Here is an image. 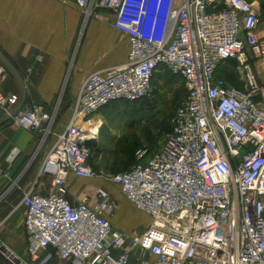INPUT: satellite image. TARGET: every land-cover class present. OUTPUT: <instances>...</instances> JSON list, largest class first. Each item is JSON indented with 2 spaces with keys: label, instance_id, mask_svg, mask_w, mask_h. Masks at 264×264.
<instances>
[{
  "label": "built area",
  "instance_id": "obj_1",
  "mask_svg": "<svg viewBox=\"0 0 264 264\" xmlns=\"http://www.w3.org/2000/svg\"><path fill=\"white\" fill-rule=\"evenodd\" d=\"M73 1L84 21L101 17V10L113 14V27L128 39V57L87 75L69 123L40 165L47 191L31 187L22 196L28 259L1 239L0 248L18 264H48L53 257L71 264H131L134 256L137 264H264V84L246 42L253 38L264 59V37H253L260 16L252 0H164L158 25L147 22L149 0ZM227 61H235L245 89L218 75ZM160 70L180 77L186 90L171 130L157 150H139L132 165L109 176L151 220L128 239L109 220V193L98 187L96 206L88 196L73 204L67 177L95 176L84 145L94 136L91 117L112 103L148 97ZM19 100L17 93H0V110L16 126L40 132L44 143L56 111L34 105L13 113Z\"/></svg>",
  "mask_w": 264,
  "mask_h": 264
},
{
  "label": "crops",
  "instance_id": "obj_2",
  "mask_svg": "<svg viewBox=\"0 0 264 264\" xmlns=\"http://www.w3.org/2000/svg\"><path fill=\"white\" fill-rule=\"evenodd\" d=\"M252 2L260 16L253 37L260 39L264 37V4L260 0ZM98 13L101 17L93 15L84 21L73 0H0V51L22 78L25 101L20 109L38 105L51 114L56 111L53 134L44 143L40 142V132L20 128L11 118L0 124V239L23 259H28L23 229V194L31 187L39 193L47 191L49 178L39 174L40 165L55 134L62 132L69 123L73 102L87 75L123 64L128 57V39L113 27V14L107 10ZM151 21L154 23L155 18L149 9L147 22ZM252 40L246 37L248 55L259 82L264 84V59L259 57ZM233 67L236 73L230 70ZM217 73L234 87L246 88L235 61L221 64ZM0 93L19 94L20 100L14 109L23 97L19 80L1 59ZM256 98L259 100L258 96ZM102 110L91 117V124L94 125V116ZM5 117L7 114L0 110V121ZM98 187L104 188L117 203L111 191L115 192L122 201L147 217L145 228L130 230V217L126 216L128 210L119 213L117 206L108 215L114 228L125 235L136 236L150 226V218L128 201L116 184L107 183L100 176L77 177L71 174L67 177L68 198L73 204L88 196L89 205L96 206ZM147 257L153 259L151 255ZM131 262L137 264L135 256ZM48 264L71 263L53 257Z\"/></svg>",
  "mask_w": 264,
  "mask_h": 264
},
{
  "label": "rangeland",
  "instance_id": "obj_3",
  "mask_svg": "<svg viewBox=\"0 0 264 264\" xmlns=\"http://www.w3.org/2000/svg\"><path fill=\"white\" fill-rule=\"evenodd\" d=\"M163 1L149 0L148 10H152L154 25H158L159 19L164 16V11L160 9ZM260 1L264 4V0ZM158 11L161 12L160 15L156 14ZM230 70L236 73L234 67ZM185 92L180 77L160 70L153 76L152 91L148 97L137 102H122L108 106L94 116L92 121L94 125L89 124L88 128L94 130L96 136V147L90 149L89 156V164L95 176H100L111 184L109 176L132 165L137 160L136 153L139 150H146V154L157 150L171 130L176 105ZM111 193L117 200L116 203L109 194L114 204L112 212L117 206L119 213L128 210L129 229L145 228L148 223L147 217L122 201L115 192ZM122 220L126 223L125 219ZM125 236L128 239L132 238L129 233ZM0 264L15 263L0 251Z\"/></svg>",
  "mask_w": 264,
  "mask_h": 264
},
{
  "label": "water",
  "instance_id": "obj_4",
  "mask_svg": "<svg viewBox=\"0 0 264 264\" xmlns=\"http://www.w3.org/2000/svg\"><path fill=\"white\" fill-rule=\"evenodd\" d=\"M0 59L1 61L4 63V65L9 68L13 73L14 75L17 77V79L19 80L21 86H22V89H23V97H22V100H21V103L18 107H16L14 110H13V113H16L24 104V101H25V88H24V84H23V81H22V78L21 76L19 75V73L17 72V70L15 69V67L10 63V61L3 55V53L0 51ZM10 118V115H7V117H5L4 120L0 121V124H2L5 120L9 119ZM84 145H86L87 147H89L90 149L91 148H95L96 147V141L94 139H85L84 140ZM0 251L6 255H8L9 258H11L13 260V262L15 264H18V259L13 257L10 253V251L5 247V246H2L0 248Z\"/></svg>",
  "mask_w": 264,
  "mask_h": 264
},
{
  "label": "bare ground",
  "instance_id": "obj_5",
  "mask_svg": "<svg viewBox=\"0 0 264 264\" xmlns=\"http://www.w3.org/2000/svg\"><path fill=\"white\" fill-rule=\"evenodd\" d=\"M147 16H148V11H147ZM90 139H94V140H95V139H96V136L90 137ZM124 212H125V211H124ZM124 215H125V214H124ZM127 215H129V214L126 212V216H127ZM124 217H125V216H124ZM129 217H130V215H129ZM125 218H128V217H125Z\"/></svg>",
  "mask_w": 264,
  "mask_h": 264
},
{
  "label": "trees",
  "instance_id": "obj_6",
  "mask_svg": "<svg viewBox=\"0 0 264 264\" xmlns=\"http://www.w3.org/2000/svg\"><path fill=\"white\" fill-rule=\"evenodd\" d=\"M144 99H145V98H144ZM142 100H143V99H142ZM140 101H141V100H140ZM122 102L125 103V101H119V102L112 103V104H110V105H108V106H111V105H114V104H118V103H122ZM108 106H107V107H108ZM127 168H128V167H127ZM127 168H126V169H127Z\"/></svg>",
  "mask_w": 264,
  "mask_h": 264
}]
</instances>
